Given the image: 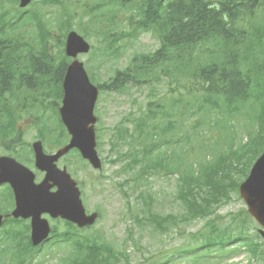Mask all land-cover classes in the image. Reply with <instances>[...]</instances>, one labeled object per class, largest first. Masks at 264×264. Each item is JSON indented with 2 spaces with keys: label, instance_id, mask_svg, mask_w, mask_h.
Segmentation results:
<instances>
[{
  "label": "trees",
  "instance_id": "obj_1",
  "mask_svg": "<svg viewBox=\"0 0 264 264\" xmlns=\"http://www.w3.org/2000/svg\"><path fill=\"white\" fill-rule=\"evenodd\" d=\"M48 1L52 0H45V3ZM252 1L253 4L247 14L249 19L247 23L254 39L251 38L246 42L245 33H243L236 42L234 38L237 37L239 30L235 29H229L223 33L221 28L204 31V28L180 27L178 26L181 25L179 15L171 14L170 27L166 30L168 35L163 40L165 50L159 51V56L162 57L159 58L152 54L147 58L134 60L131 66L124 69V71L137 75L136 84L138 86L146 83V77L151 74L157 62L158 65H167L168 69L163 71L168 72L167 75L171 80L177 81L182 73L184 77L185 73L191 77L194 76L199 79L201 89L205 93L196 97L198 100L196 103L188 102L184 105V113L189 115V107L199 106L202 102V105H209L221 117L216 118V123L220 127L211 126V123L215 124L211 115L201 117L194 123V127L204 128L216 135V142H211L204 136L198 138L197 144H199L200 152L195 150L194 159L188 156L189 152L182 150L174 152L170 144L163 140L153 145L154 141H149L153 135V128L144 117L134 118L128 114L113 130L111 151L116 155L114 163L127 159L134 161V158L140 156L153 158L151 153L155 149H161L162 146L169 147V149L158 150L156 153L160 155L153 159L172 166L171 174L175 171L179 172L176 184L179 211L168 215L155 213L150 207L142 211L129 206L128 216L134 226L140 230L147 228L150 233L158 231L157 234L161 235L170 233L172 228H175L180 234H191L194 241L196 238H201L200 250L215 247L213 257L202 253L200 260H194L192 264H226L234 256L225 248V242L229 241L241 242L244 245L232 250V252L236 251L237 256L242 253V249H245L244 264H260V262L264 264V241L257 234V227L246 211L241 209L225 216L218 214V209L237 195L239 184L247 176L252 163L264 149V117L262 116L264 114V16L262 15L264 14V0ZM7 2L10 5L9 8L0 5V10L4 8L1 13H7L0 15L1 32L3 29L6 30L4 33L6 36L0 41V70H3L0 76V131L2 134L12 135L18 133L17 126L13 122L16 119L14 115L25 112L26 109L23 106L27 100V93L29 96L27 87L32 90L36 98L45 101L47 97H44L43 88L49 83L56 99H60L61 90L59 81H57L58 77L53 73L41 74V71L44 68L53 71L59 66L62 69L68 59L63 54V49H59L58 54L54 56L51 50H47L51 44L47 42L49 40L47 25L37 13L25 16V13L18 10V0ZM56 2L59 3V1ZM98 10L101 11L102 7L95 9V15ZM142 14L149 22L151 16ZM212 16L216 17L215 14ZM235 16V14L230 15L232 18ZM106 17L108 23L117 28L115 13L111 10L101 11L99 18L105 20ZM67 22L68 19L63 21L61 27ZM109 24L106 25L107 32L113 31ZM30 25L34 27L32 31L29 30L26 33L21 31L22 28ZM87 30L90 32L92 28ZM102 32L100 28L97 35L101 36ZM195 32L196 35H193ZM182 33L184 43L180 38ZM120 41V37H116L112 44H105L104 40L97 41L88 60L94 83L99 85L101 65L105 64V60L109 61L111 56L116 55V45ZM200 43L213 47L214 52L206 59V73L199 74L198 71L193 75L195 71L190 67L194 51L191 47H197ZM62 47L63 44L58 48ZM255 47H257L256 50H254ZM167 49L170 51H166ZM163 52H166V58H163ZM41 53L44 54L42 62L36 61V57ZM258 54L259 63L251 66L249 60L251 61ZM142 63H147L149 68L143 69L140 65ZM105 73H107V82L114 79L115 83L109 84L108 87L103 84L101 89L118 94L124 93L125 78L112 74L109 68L105 69ZM33 79L35 84H32ZM33 85H37L41 90L34 89ZM196 85L191 87L192 90L197 89ZM7 92H9V98L5 99L3 94ZM258 114L260 115L259 121H257ZM238 117L249 119L248 123L241 125V129L235 123ZM222 120L225 122L224 125H222ZM54 121L53 123L51 118L48 120L41 118L36 123L38 125L37 139L48 150L65 143L63 138L66 135L65 128L58 119ZM129 123L134 125L133 135H130V129L126 126ZM243 136L246 138L245 142ZM26 146L29 147L28 144ZM9 151V155L18 161L22 159L20 153H16L13 149ZM10 195L12 199L11 191ZM150 200L148 199L147 202ZM8 207H13L12 202L8 204ZM195 221H203L198 231L190 233L184 228L181 231V225H188ZM29 231V224L23 220H12L6 223V227L1 230L7 240H20L21 248L25 245L30 246ZM132 232L133 228L129 227L126 228L127 237H124L122 241L115 242L111 238L108 240L101 237L99 243L87 247L75 243L77 234L73 232L62 234L64 243L77 251V254L71 258L64 259L65 264H120L121 260L127 261L126 248L118 249V245L125 244L124 240L132 241L138 251L143 249L133 241L139 240L140 237L134 238ZM30 249V254H32L34 249L31 246Z\"/></svg>",
  "mask_w": 264,
  "mask_h": 264
},
{
  "label": "water",
  "instance_id": "obj_2",
  "mask_svg": "<svg viewBox=\"0 0 264 264\" xmlns=\"http://www.w3.org/2000/svg\"><path fill=\"white\" fill-rule=\"evenodd\" d=\"M20 7L30 0H19ZM89 45L76 33H69L66 40V55L74 59L67 67L63 80V100L59 109L61 120L71 136L69 145L51 157L44 154L41 143L33 145L35 165L45 172L44 179L34 183V175L14 159L0 158V184L9 183L15 194L16 209L13 216L31 219V241L34 245L47 238L49 233L45 221L40 215L47 213L51 217L60 216L81 226L86 222L80 202V193L76 184L65 174L56 170L53 164L69 149H77L82 157L89 160L94 168H100L95 152L93 115L98 89L93 86L83 68L76 60L78 54L89 52ZM247 179L239 187V196L247 207L248 214L263 229L264 238V153L255 162ZM56 187L55 192L50 189Z\"/></svg>",
  "mask_w": 264,
  "mask_h": 264
},
{
  "label": "rangeland",
  "instance_id": "obj_3",
  "mask_svg": "<svg viewBox=\"0 0 264 264\" xmlns=\"http://www.w3.org/2000/svg\"><path fill=\"white\" fill-rule=\"evenodd\" d=\"M5 1L7 2L8 0H5ZM5 1L0 0V5L7 7ZM100 1L101 0H96V2L90 4L86 8H90L94 6L95 4H98ZM34 2L35 1H32V3ZM81 2L83 4L86 2L90 3L91 0H81ZM48 6L60 7L61 3L60 2L50 3L48 4ZM50 10L52 11L53 9H50ZM80 11H81V8L78 10V14L73 21L74 28L76 27V23L80 15ZM89 18L90 17L88 15H85L82 21L86 22L89 20ZM46 19L51 24H54L57 21V19L52 18L51 15L47 16ZM74 31L79 32L76 28ZM57 34H60V33L57 32ZM158 47H159V44L157 43V40L153 37L152 34L143 33L139 36L138 41L134 43V46L132 48L123 51L119 61L117 62V66L122 68L125 65H127L128 61L130 60L131 55H133L134 52H153L157 50ZM88 58H89L88 55L79 57V59L85 64L87 63ZM194 63L198 65L196 61H194ZM108 66H109V63L106 62L104 64L102 71L100 72L102 75L104 73L103 70L107 69ZM166 69H168V67L166 64H164L162 68V72L157 76L158 82L156 83V85L158 86L157 87L158 93L160 94L162 93L165 97L163 96L154 97L155 100L153 101V104L150 106L149 108L150 111L148 112V113L151 112L153 115V118H156L157 120L162 119L166 110L168 108H171V103L167 100L166 96L171 100L180 99L184 103L186 102V100L187 101L197 100L196 97L201 96V91H199L200 86L198 84L196 85L197 89H194L193 91L190 92L188 89L191 86L189 80L185 79L183 76H178L177 81L171 80L170 76L167 75L168 72L163 71ZM102 78L104 77L102 76ZM172 88L175 89L176 91L173 92L172 94H169L167 91H169V89H172ZM147 94L148 92L144 88H141V90H137L135 87H132L129 94H124V95L123 94L121 95L111 94V95H103L99 97V101L97 103L95 112H97L96 115L100 117L99 126L102 127L100 129V134L98 135V138H99L98 146L101 149V153L103 155L106 154V151L109 148V143L111 140L110 128L114 126L115 124H117L122 119V117L125 116L127 113L134 112L135 114H137L139 110H142L143 108H145V105L147 104V98H148ZM181 94L183 97L182 99L179 97V95ZM134 99L137 102L135 105H133V102H132ZM137 104L141 106L139 109H138ZM175 104L176 106L174 107L173 117L175 120H177L178 124L180 125L181 122H180V119L178 120V118H179V112L181 110V104L180 102H176ZM27 114L28 112H25L24 115L26 116ZM34 114L37 117L46 118L49 116L50 111L43 110L39 105H36ZM180 115L182 117L183 113H180ZM200 116L201 114H196L193 118L191 117L188 118L185 115L181 119L186 120L185 122L189 123L190 121H195V119L199 118ZM262 116L264 117V114ZM259 119H260V115L258 114L257 121H259ZM30 122L31 121L29 120L28 124ZM248 122H249V119L247 117H245L244 119L238 117L235 121V123L239 126L240 129H241L242 124H245ZM187 123H185V128H183L181 131L183 132L184 130H188L187 136L189 137V133H191L190 134L191 138H187V142H182L180 144L183 147V149L191 147L192 150L189 152L188 156L194 159L195 158L194 154H196L195 149H196V152H200V149H198V146H197L198 139H196V136L193 135V132H190L191 129ZM153 132H157V133L155 134V136L152 135V138L149 140L150 142H153L156 139H158V141H161L164 139V133L160 128H156ZM33 134H35V129L32 128L31 130H28L26 128L24 131L23 139L25 141H29L31 140V137H33ZM203 134L209 140L216 142V138L211 136L210 133L205 132ZM0 135H2L1 131H0ZM245 140L246 138L245 136H243V141L245 142ZM180 150L181 149L179 148L177 149L178 152ZM26 154L28 155V153ZM69 156H71V154ZM112 158H115V157L112 156ZM66 160L67 158H65L63 162H65ZM118 167H119L118 164L114 166L105 164L102 176L105 177V175H108L109 178H107L104 181V185H105L104 191L97 192L98 191L97 187H93L94 191H91L88 189L85 194L86 200H87L86 203L88 207L91 209L93 207L97 208L99 206L100 210L103 213V219L101 220V224L99 225L98 229L101 232H103L107 225L113 224V228L110 230H106L104 234L106 233L109 238L115 241L117 240L120 241L121 239H123L126 236V228H129V227L133 228L132 233H134L135 238H139L138 233L140 234L142 245L148 251H144V253L138 252L134 249L133 245H131L130 243H127V249L129 252L128 255L130 259L128 264H144V262L142 261L143 257L147 258L150 256V254H155L158 251L167 249L168 246L170 248H172L173 246H178V245L181 246L186 241L185 235H178V234H175L176 232H173L172 234H170L171 236L170 240H168V237L162 238L159 235L155 236V235L150 234L147 228L142 229L140 231V229H137L136 227H134L133 222L128 216L127 207L124 203V199L122 198L121 194L118 191H116V187L114 186V179L112 178V173L117 171ZM92 175L95 176L96 173H92ZM164 191L166 192V194L164 196L162 195L160 196L161 200L163 201V204L160 201H155L154 208L158 210L161 207H163L164 209L161 213H164V210L168 212H171V211L177 212L178 203L174 201V198L172 195L174 191V180H170L167 185H164ZM130 200L133 201L132 199ZM241 208H245L244 203L240 199L239 200L234 199L229 204L223 205L218 210V213L220 215H226L229 212H235ZM202 224H203L202 222L197 221V222L191 223L190 225H186V226L184 225L183 228L185 227L186 230L189 232H194L200 229L202 227ZM87 233L95 234L96 232L93 230H89L87 231ZM158 239H162L163 244H159ZM62 250L63 252L68 250L67 246L63 244ZM169 255L176 256V253L174 251H170ZM196 255L197 254H192L188 257H184L181 259L182 261H180L177 264H187L183 262L187 260L188 261L194 260L196 258ZM153 259H158V257H154ZM153 259H145V264H150V262ZM244 259H245L244 255H241V256L234 258L232 261L234 262V264H244L245 263Z\"/></svg>",
  "mask_w": 264,
  "mask_h": 264
},
{
  "label": "flooded vegetation",
  "instance_id": "obj_4",
  "mask_svg": "<svg viewBox=\"0 0 264 264\" xmlns=\"http://www.w3.org/2000/svg\"><path fill=\"white\" fill-rule=\"evenodd\" d=\"M64 2L81 1V0H62ZM170 0H101L99 3L108 6L114 10H127L131 13H138V8L145 6L146 12H153L155 10H163L169 7ZM197 0H194V6L182 12V15L187 18H200V13L195 9ZM85 173L78 170L76 175L81 180Z\"/></svg>",
  "mask_w": 264,
  "mask_h": 264
}]
</instances>
